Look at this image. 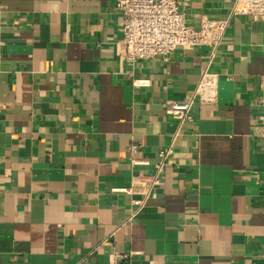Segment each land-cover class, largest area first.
Wrapping results in <instances>:
<instances>
[{
  "label": "crops",
  "instance_id": "obj_1",
  "mask_svg": "<svg viewBox=\"0 0 264 264\" xmlns=\"http://www.w3.org/2000/svg\"><path fill=\"white\" fill-rule=\"evenodd\" d=\"M177 1L194 25L232 3ZM122 37L116 0H0V264H264V15L214 57L132 66ZM206 70L217 103L176 135ZM168 148L146 197L132 181Z\"/></svg>",
  "mask_w": 264,
  "mask_h": 264
},
{
  "label": "built area",
  "instance_id": "obj_2",
  "mask_svg": "<svg viewBox=\"0 0 264 264\" xmlns=\"http://www.w3.org/2000/svg\"><path fill=\"white\" fill-rule=\"evenodd\" d=\"M116 8L122 16L121 44L124 58L134 66L139 60L159 56L166 59L178 47L206 46L211 51V57H214L225 37L231 18L238 15H264V0H232L226 17L210 18L204 15L198 25L187 22L186 14L177 0H116ZM218 94V74L204 71L193 96L188 100H177L171 104V112L178 121L176 135L185 123L193 120L192 107L195 103L214 105L217 103ZM261 111L264 139V99ZM170 152L171 148L159 152L160 161L154 174L134 177L133 187H140L146 197L160 183L163 167Z\"/></svg>",
  "mask_w": 264,
  "mask_h": 264
}]
</instances>
